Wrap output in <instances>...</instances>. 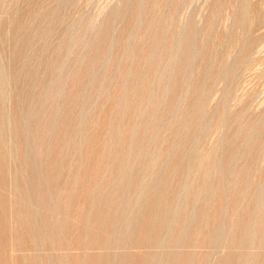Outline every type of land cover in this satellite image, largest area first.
I'll list each match as a JSON object with an SVG mask.
<instances>
[{
	"label": "rangeland",
	"instance_id": "1",
	"mask_svg": "<svg viewBox=\"0 0 264 264\" xmlns=\"http://www.w3.org/2000/svg\"><path fill=\"white\" fill-rule=\"evenodd\" d=\"M261 183L264 0H0V264H264V241L241 238Z\"/></svg>",
	"mask_w": 264,
	"mask_h": 264
},
{
	"label": "bare ground",
	"instance_id": "2",
	"mask_svg": "<svg viewBox=\"0 0 264 264\" xmlns=\"http://www.w3.org/2000/svg\"><path fill=\"white\" fill-rule=\"evenodd\" d=\"M244 18V17H243ZM243 20V19H242ZM192 30V29H191ZM191 33V32H190ZM195 33V32H194ZM193 33V34H194ZM189 38V37H188ZM176 46V45H175ZM177 48V47H176ZM175 50V49H174ZM61 51V50H60ZM176 51V50H175ZM174 55V54H173ZM176 55V54H175ZM51 57V56H50ZM171 58V57H170ZM51 59V58H50ZM168 59V58H167ZM171 60V59H170ZM224 60V59H223ZM173 61V60H172ZM240 61H241V59H240ZM170 62V61H169ZM184 63V62H183ZM61 64V63H60ZM181 64V63H180ZM237 64V63H236ZM167 65V64H166ZM235 66V65H234ZM168 67V66H167ZM171 67H172V65H171ZM233 67V66H232ZM58 68V67H57ZM59 69V68H58ZM226 69V68H225ZM224 68H223V71L225 70ZM54 70H56V68L54 69ZM61 70V69H60ZM155 70V69H154ZM168 70V69H167ZM207 70V69H206ZM227 70V69H226ZM229 70V69H228ZM161 71H163L162 69H161ZM58 73V72H57ZM162 73V72H161ZM172 73V72H171ZM225 73V72H224ZM235 73V72H234ZM167 74V73H166ZM162 75V74H161ZM164 75V74H163ZM169 75H170V73H169ZM212 75V74H211ZM220 75V74H219ZM229 75V74H228ZM227 74H226V76H228ZM232 75H233V73H232ZM235 75V74H234ZM163 77V76H162ZM218 77V76H217ZM224 77V76H223ZM52 78V77H51ZM59 78V77H58ZM233 78V77H232ZM61 79V78H60ZM161 80V79H160ZM160 80H158V81H160ZM50 83V82H49ZM55 83V82H54ZM148 83V82H147ZM152 83H154V82H152ZM56 84V83H55ZM149 84V83H148ZM160 85V84H159ZM56 86H57V84H56ZM153 86V85H152ZM174 86V85H173ZM47 88H48V86H47ZM55 88V87H54ZM157 88V87H156ZM58 89H60V88H58ZM43 90V89H42ZM50 90V89H49ZM163 91V90H162ZM46 92V91H45ZM54 93V92H53ZM56 93H57V91H56ZM60 93V92H59ZM163 93V92H162ZM52 94V93H51ZM46 95V94H45ZM59 96V95H58ZM51 97V96H50ZM61 97V96H60ZM45 98H47L46 96H45ZM53 98V97H52ZM154 98V97H153ZM54 99V98H53ZM158 99V98H157ZM46 100V99H45ZM55 100V99H54ZM47 101V100H46ZM225 107V106H224ZM173 109V108H172ZM200 114V113H199ZM194 115V114H193ZM202 115V114H201ZM193 118V117H192ZM202 118H203V116H202ZM197 119V118H196ZM223 121H225V120H223ZM185 122V121H184ZM197 124V123H196ZM207 125V124H206ZM186 126V125H185ZM188 127V126H187ZM251 129V128H250ZM248 131H250V130H248ZM194 133H195V131H194ZM240 134V133H239ZM90 135V134H89ZM242 135V134H241ZM244 135V134H243ZM186 137V136H185ZM249 138V137H248ZM184 139V138H183ZM244 139V138H243ZM250 139V138H249ZM173 140V139H172ZM246 140V139H245ZM251 140V139H250ZM179 141V140H178ZM177 141V142H178ZM248 141V140H247ZM183 142H184V140H183ZM196 142H198V141H196ZM221 143V142H220ZM92 144V143H91ZM173 144V143H172ZM191 144V143H190ZM261 144V143H260ZM259 144V145H260ZM140 148V147H139ZM258 149V148H257ZM262 150V149H261ZM260 150V151H261ZM137 153V152H136ZM236 153V152H235ZM143 154V153H142ZM216 154V153H215ZM232 154V153H231ZM230 154V155H231ZM256 154V153H255ZM235 155V154H234ZM233 155V156H234ZM193 156V155H192ZM156 157V156H155ZM217 157V156H216ZM219 157V156H218ZM236 157V156H235ZM252 157H253V155H252ZM222 158V157H221ZM251 158V157H250ZM115 159V158H114ZM233 159V158H232ZM156 160V159H155ZM190 160V159H189ZM205 160H206V158H205ZM255 160V159H254ZM89 161V160H88ZM253 161V160H252ZM257 161V160H256ZM148 162V161H147ZM171 162V161H170ZM169 162V163H170ZM176 162V161H175ZM193 162V161H192ZM192 162H191V164H192ZM225 162V161H224ZM154 163V162H153ZM168 163V162H167ZM226 163V162H225ZM257 163V162H256ZM260 163V162H259ZM110 164V163H109ZM138 164V163H137ZM180 164V163H179ZM201 164V163H200ZM238 164V163H237ZM251 164H253V163H251ZM251 164H250V166H251ZM189 165V164H188ZM240 165V164H239ZM243 165V164H242ZM256 165V164H255ZM78 166V165H77ZM161 166V165H160ZM167 166V165H166ZM178 166V165H177ZM218 166V165H217ZM249 166V167H250ZM104 167V166H103ZM174 167H176V165L174 166ZM173 167V168H174ZM179 167V166H178ZM200 167V166H199ZM214 167H215V165H214ZM219 167V166H218ZM239 167V166H238ZM244 167V166H243ZM88 168V167H87ZM98 168V167H97ZM108 168V167H107ZM121 168V167H120ZM161 168V167H160ZM177 168V167H176ZM190 168V167H189ZM211 168H212V166H211ZM240 168V167H239ZM256 168V167H255ZM92 169V168H91ZM117 169V168H116ZM125 169V168H124ZM187 169H188V167H187ZM193 169V168H192ZM249 169V168H248ZM258 169V168H257ZM261 169V171H262V167L260 168ZM111 170V169H110ZM168 170V169H167ZM175 170V169H174ZM191 170V169H190ZM209 170V169H208ZM176 171V170H175ZM187 171V170H186ZM196 171V170H195ZM220 171V170H219ZM179 172V171H178ZM199 172V171H198ZM206 172V171H205ZM213 172H215V171H213ZM212 172V173H213ZM224 172H226V171H224ZM229 172V171H228ZM236 172V171H235ZM237 172H238V170H237ZM240 172V171H239ZM242 172V171H241ZM118 173V172H117ZM207 173V172H206ZM216 173V172H215ZM223 173V172H222ZM231 173V172H230ZM249 173V172H248ZM255 173V172H254ZM257 173V172H256ZM146 174V173H145ZM192 174V173H191ZM229 174V173H228ZM247 174V173H246ZM101 175V174H100ZM104 175V174H103ZM193 175H194V173H193ZM203 175V174H202ZM218 175V174H217ZM165 176V175H164ZM214 176V175H213ZM229 176V175H228ZM103 177V176H102ZM231 177V176H230ZM243 177V176H242ZM82 178V177H81ZM90 178V177H89ZM130 178V177H129ZM174 178V177H173ZM217 178V177H216ZM98 179V178H97ZM123 179V178H122ZM145 179V178H144ZM183 179V178H182ZM220 179H222V178H220ZM225 179V178H224ZM223 179V180H224ZM263 179V178H262ZM115 180V179H114ZM146 180V179H145ZM154 180V179H153ZM250 180V179H249ZM148 181V180H147ZM162 181V180H161ZM164 181H165V179H164ZM233 181V180H232ZM246 181V180H245ZM121 182V181H120ZM154 182V181H153ZM203 182V181H202ZM259 182V181H258ZM111 183V182H110ZM124 183V182H123ZM129 183V182H128ZM166 183V182H165ZM187 183V182H186ZM212 183V182H211ZM229 183H231V182H229ZM244 183V182H243ZM250 183V182H249ZM105 184V183H104ZM107 184V183H106ZM122 184V183H121ZM205 184V183H204ZM215 184V183H214ZM247 184V183H246ZM157 185V184H156ZM166 185V184H165ZM187 185V184H186ZM201 185V184H200ZM236 185V184H235ZM256 185H257V183H256ZM81 186V185H80ZM118 186V185H117ZM130 186V185H129ZM225 186V185H224ZM261 187H264V186H262V183H261V185H260ZM102 187V186H101ZM177 187V186H176ZM186 187V186H185ZM228 187V186H227ZM235 187V186H234ZM251 187V186H250ZM143 188V187H142ZM141 187H140V189H142ZM149 188V187H148ZM199 188V187H198ZM105 189V188H104ZM139 189V188H138ZM250 189V188H249ZM76 190V189H75ZM179 190V189H178ZM201 190V189H200ZM208 190V189H207ZM246 190V189H245ZM244 190V191H245ZM260 190V189H259ZM119 191V190H118ZM145 191V190H144ZM161 191H163V190H161ZM223 191V190H222ZM254 191V190H253ZM252 191V192H253ZM166 192V191H165ZM199 192V191H198ZM210 192V191H209ZM215 192V191H214ZM218 192V191H217ZM233 192H234V189H233ZM263 192V191H262ZM261 192V193H262ZM121 193V192H120ZM123 193V192H122ZM173 193V192H172ZM192 193V192H191ZM207 193V192H206ZM238 193V192H237ZM254 193V192H253ZM256 193H258V192H256ZM260 193V194H261ZM264 193V192H263ZM262 193V194H263ZM128 194V193H127ZM138 194V193H137ZM161 194H163V193H161ZM160 194V195H161ZM208 194V193H207ZM262 194H261V196H262ZM1 195V194H0ZM132 195V194H131ZM176 195H177V193H176ZM176 195L175 196H173V198L172 199H174V201L176 200L175 199V197H176ZM199 195V194H198ZM206 195V194H205ZM211 195V194H210ZM225 195V194H224ZM245 195V194H244ZM250 195V194H249ZM255 194H253L252 196H254ZM259 195V194H258ZM144 196V195H143ZM209 196V195H208ZM226 196V195H225ZM251 196V195H250ZM141 197H142V194H141ZM159 197L160 196H158V197H156V199L154 198V201H153V199H152V201L154 202V204H153V206H155L156 207V209L158 210V207L157 206H160V205H158V204H160V203H157V202H160V199H159ZM179 197H180V195H179ZM206 197V196H205ZM221 197V196H220ZM246 197H247V195H246ZM263 197V196H262ZM138 198V197H137ZM153 198V197H152ZM167 198V196H165V199ZM187 198H188V196H187ZM193 198V197H192ZM227 198V197H226ZM252 198V197H251ZM255 198V197H254ZM257 198H258V196H257ZM256 198V199H257ZM66 199V198H65ZM85 199V198H84ZM145 199V198H144ZM150 199V198H149ZM148 199V200H149ZM161 199H162V197H161ZM209 199H211V197L209 196ZM220 199V198H219ZM261 199V198H260ZM106 200V199H105ZM108 200V199H107ZM167 200V199H166ZM177 200H178V198H177ZM183 200V199H182ZM185 200H186V198H185ZM205 200V199H204ZM207 200V199H206ZM205 200V201H206ZM238 200H239V198H238ZM243 200V199H242ZM255 200V199H254ZM109 201H110V199H109ZM108 201V202H109ZM111 201H113V199L111 200ZM133 201V200H132ZM151 201V200H150ZM179 201V200H178ZM188 201H190V200H188ZM187 201V202H188ZM210 201V200H209ZM208 201V202H209ZM220 201V200H219ZM229 201V200H228ZM166 202V201H165ZM191 202V201H190ZM234 202V201H233ZM237 202V201H236ZM256 202H257V200H256ZM145 203V202H144ZM162 203V202H161ZM174 203H179V202H174ZM173 203V204H174ZM213 203V202H212ZM222 203V202H221ZM240 203V202H239ZM258 203H260V202H258ZM264 203V202H263ZM82 204H84L83 202H82ZM98 204V203H97ZM134 204V203H133ZM168 202H167V206H168ZM180 204V203H179ZM195 204H196V202H195ZM228 203H226V205H227ZM242 204V203H241ZM247 204V203H246ZM256 205H258L257 203H255ZM124 205V204H123ZM127 205V204H126ZM142 205V204H141ZM170 205L172 206V201L170 202ZM197 205V204H196ZM195 205V206H196ZM206 205V204H205ZM205 205H203V207L202 208H204V206ZM225 205V204H224ZM261 205V204H260ZM259 205V206H260ZM108 206V205H107ZM112 206V205H111ZM166 206V205H165ZM170 206V207H171ZM179 205H177L176 206V204H175V208H177ZM181 206V205H180ZM180 206H179V208H180ZM188 206V205H187ZM194 206V205H193ZM209 206V205H208ZM219 206H220V204H219ZM235 206V205H234ZM77 207V206H76ZM140 207V206H139ZM150 207V206H149ZM169 207V208H170ZM206 207V206H205ZM226 207V206H225ZM225 207H224V209H225ZM240 207V206H239ZM256 207V206H255ZM264 207V206H263ZM108 208V207H107ZM166 208V207H165ZM168 208V207H167ZM178 208V209H179ZM184 208V207H183ZM213 208V207H212ZM220 208H222V210L221 211H223V206L222 207H220ZM235 208V207H234ZM251 208V207H250ZM124 209H126V208H124ZM209 209V208H208ZM219 209V208H218ZM227 209V208H226ZM240 209V208H239ZM249 209V208H248ZM258 209V208H257ZM262 209V208H261ZM113 210V209H112ZM116 210H118L117 208H116ZM116 210H114L115 212V214H116ZM123 210V209H122ZM139 210L141 211V209L139 208ZM138 210V211H139ZM145 210V209H144ZM155 210V209H154ZM156 210V211H157ZM165 210V209H164ZM171 210V209H170ZM182 210V209H181ZM203 210V209H202ZM247 210V209H246ZM263 210V209H262ZM88 211V210H87ZM119 211V210H118ZM132 211V210H131ZM137 211V212H138ZM152 211V210H151ZM150 211V212H151ZM175 211H177V210H175ZM180 211V210H179ZM178 211V212H179ZM200 211V210H199ZM203 211H206V212H208L207 210H203ZM237 211H238V209H237ZM100 212V211H99ZM104 212H106V211H104ZM122 212V211H121ZM137 212H136V215H137ZM155 212V211H154ZM160 212V211H159ZM163 212V211H162ZM165 212V211H164ZM168 212V211H167ZM185 212H186V208H185ZM185 212H184V214H185ZM198 212V211H197ZM220 212V211H219ZM227 212V211H226ZM235 212V211H234ZM249 212V211H248ZM251 212H253V211H251ZM51 213H52V211H51ZM127 213V212H126ZM130 213V212H129ZM132 213V212H131ZM130 213V214H131ZM152 213V212H151ZM157 213V212H156ZM171 213L173 214V210H171ZM177 213V212H176ZM176 213H174V215L176 214ZM188 213V212H187ZM192 213H193V211L191 212V216H190V218L192 217ZM199 213V212H198ZM205 213V212H204ZM221 213V212H220ZM219 213V214H220ZM223 213V212H222ZM224 213H225V211H224ZM247 213V212H246ZM255 214L253 215V213H251L252 214V216H251V214H249L250 215V219H249V221L247 222L246 221V224H245V228L244 229H242L243 231H242V235H241V238H245V240L247 239V240H251V241H254L253 242V244L255 243V242H257L258 241V246L259 245H261V244H263V243H260V242H263L264 241V212L263 213H259V214H257L256 213V210H255V212H254ZM76 214V213H75ZM97 214V213H96ZM101 214V213H100ZM115 214H113V215H115ZM120 214V213H119ZM122 214H124V213H122ZM128 215V217L129 216H131V215ZM138 214H140V213H138ZM150 214V213H149ZM163 214V213H162ZM167 214V213H166ZM208 214V213H207ZM58 215V214H57ZM65 215V214H64ZM105 215H107V214H105ZM126 215V216H127ZM134 215V214H133ZM135 215V216H136ZM153 215V214H152ZM151 215V216H152ZM164 216H165V214H163ZM174 215L173 216H169L170 217V219H172V217H174ZM180 215V214H179ZM202 215V214H201ZM204 215V214H203ZM209 215H212V214H209ZM208 215V216H209ZM237 215V214H236ZM83 216V215H82ZM89 216V215H88ZM109 216V215H108ZM120 216V215H119ZM154 216H156V215H154ZM164 216L161 218V216L158 218V219H161L160 220V222H159V224H161L162 222H165V219H164ZM220 216H222V215H220ZM226 216H227V214H226ZM52 217V216H51ZM84 217V216H83ZM93 217V216H92ZM95 217V216H94ZM101 217V216H100ZM102 217H103V215H102ZM106 217V216H105ZM125 217V216H124ZM133 217V216H132ZM143 217V216H142ZM185 217H186V215H185ZM193 217H194V215H193ZM192 217V218H193ZM219 217V216H218ZM242 217H244V216H242ZM242 217H239L240 219L242 218ZM88 218V217H87ZM117 218V217H116ZM135 218V217H134ZM134 218H133V220H134ZM179 218V217H178ZM187 218H189V217H187ZM189 218V219H190ZM201 218H202V216H201ZM208 218H210V217H208ZM230 218V217H229ZM247 218H248V216H247ZM52 219V218H51ZM76 219V218H75ZM113 219V218H112ZM122 220H123V217L121 218ZM128 219H130L131 220V217L130 218H128ZM137 219V218H136ZM145 219V218H144ZM152 219V218H151ZM164 219V220H163ZM174 219V218H173ZM183 219V218H182ZM207 219V218H206ZM205 219V220H206ZM219 219H221V218H219ZM233 219V218H232ZM239 219V220H240ZM57 220V219H56ZM116 220V219H115ZM126 220V219H125ZM130 220L129 221H127V222H130ZM150 220V219H149ZM166 220H168V217H167V219ZM176 220V222H177V218L175 219ZM179 220V219H178ZM202 220V219H201ZM247 220V219H246ZM73 221V220H72ZM118 221H119V218H118ZM146 221V220H145ZM151 221V220H150ZM149 221V222H150ZM155 221V220H154ZM170 221V223H171V220H169ZM173 221V223H174V220H172ZM183 221V220H182ZM184 221H185V219H184ZM184 221H183V223H184ZM187 221V220H186ZM190 221H192L191 219H190ZM196 221V220H195ZM222 221V220H221ZM236 221V220H235ZM95 222V221H94ZM115 222V221H114ZM123 222V221H122ZM122 222H120V223H122ZM126 222V223H127ZM137 222V221H136ZM136 222H134V224L133 225H135V223ZM179 222V221H178ZM177 222V223H178ZM205 222V221H204ZM217 222V221H216ZM220 222V221H219ZM238 222V221H237ZM190 223V222H189ZM194 223V222H193ZM222 223V222H221ZM220 223V224H221ZM235 223V222H234ZM50 224V223H49ZM53 224V223H52ZM83 224V223H82ZM118 224V223H117ZM116 224V225H117ZM169 224V223H168ZM199 224V223H198ZM214 224V223H213ZM233 224V223H232ZM251 224H253V226H251ZM87 225H88V222H87ZM95 225H96V223H95ZM111 225H112V223H111ZM110 225V226H111ZM115 225V224H114ZM122 225V224H121ZM126 226L127 225H129V224H125ZM124 225V226H125ZM130 225H132V223L130 224ZM129 225V226H130ZM138 225H139V223H138ZM175 225H176V223H175ZM182 225H184V224H182ZM182 225H180L181 227H182ZM187 225H189L188 223H187ZM186 225V226H187ZM218 225V224H217ZM224 225V224H223ZM50 226V225H49ZM54 226V225H53ZM58 227H59V225H57ZM97 226V225H96ZM105 226V225H104ZM128 226V227H129ZM140 226V225H139ZM155 226V225H154ZM170 226H172V224L171 225H168V227H170ZM199 226H200V224H199ZM199 226H197V227H199ZM203 226H205V225H203ZM251 226V227H250ZM57 227V228H58ZM116 227V226H115ZM118 227H119V225H118ZM136 227V226H135ZM160 227V226H159ZM184 227V226H183ZM183 227L181 228L182 230H183ZM189 227V226H188ZM214 227V226H213ZM212 227V228H213ZM218 227V226H217ZM230 227V226H229ZM51 228V227H50ZM53 228V227H52ZM102 228V227H101ZM138 228V227H137ZM171 228V227H170ZM178 228V227H177ZM187 228V227H186ZM211 228V229H212ZM241 228V227H240ZM58 229H60V228H58ZM100 229V228H99ZM115 229V228H114ZM124 229V228H123ZM125 229H127V228H125ZM159 229V228H158ZM165 229H166V227H165ZM173 229H174V227H173ZM197 229V228H196ZM214 229V228H213ZM49 230H51V229H49ZM98 230V229H97ZM122 230V229H121ZM135 230V229H134ZM134 230H133V232H134ZM140 230V229H139ZM151 230V229H150ZM168 230V229H167ZM171 230V229H170ZM181 230V231H182ZM184 230H186V229H184ZM184 230H183V233H184ZM198 230V229H197ZM200 230V229H199ZM206 230H208V229H206ZM220 230V229H219ZM223 230V229H222ZM231 230H232V228H231ZM231 230H230V232H231ZM95 231V230H94ZM93 231V232H94ZM126 231V230H125ZM149 231V230H148ZM162 231V230H161ZM164 231V230H163ZM178 231V230H177ZM195 231V230H194ZM233 231V230H232ZM47 232V231H46ZM50 232V231H49ZM102 232V231H101ZM127 232V231H126ZM130 232V231H129ZM159 232H160V230H159ZM167 231H165V233H166ZM169 232V231H168ZM172 232V231H171ZM175 232V231H174ZM201 232H202V230H201ZM211 232H213V231H211ZM224 232V231H223ZM52 233V232H51ZM99 233V232H98ZM178 233V232H177ZM180 233V232H179ZM182 233V234H183ZM198 233H200L199 231H198ZM198 233H196V235L198 234ZM232 233V232H231ZM240 233V232H239ZM44 234V233H43ZM57 234V233H56ZM93 234V233H92ZM97 234V233H96ZM150 234V233H149ZM173 233H171V235H172ZM206 234H207V232H206ZM206 234H205V236H206ZM213 234V233H212ZM214 234H215V232H214ZM213 234V235H214ZM225 234V233H224ZM50 235V234H49ZM70 235V234H69ZM179 235H181V234H179ZM178 235V236H179ZM210 235V234H209ZM219 235V234H218ZM41 236H43V235H41ZM53 236H54V234H53ZM63 236V235H62ZM90 236V235H89ZM97 236V235H96ZM138 236H139V234H138ZM189 236V235H188ZM193 236H194V234H193ZM199 236V235H198ZM204 235H203V237H205ZM212 236V235H211ZM216 236V235H215ZM214 236V237H215ZM240 236V235H239ZM52 237V236H51ZM50 237V238H51ZM150 237V236H149ZM171 237V236H170ZM173 237V236H172ZM209 237V236H208ZM223 237V236H222ZM234 237V236H233ZM44 238V237H43ZM54 238H56V237H54ZM143 239H144V237H142ZM177 238V237H176ZM220 238V237H219ZM98 239V238H97ZM159 239V238H158ZM162 238H160V240H161ZM183 239V238H182ZM197 239V238H196ZM211 239H213L212 237H211ZM210 238L208 239V240H211ZM216 239V238H215ZM38 240V239H37ZM45 240V239H44ZM59 240V239H58ZM92 240V239H91ZM149 240H150V238H149ZM160 240H159V244H161V246H162V243H160ZM217 240H218V238H217ZM225 240H226V238H225ZM245 240H242V241H244L245 242ZM246 240V241H247ZM46 241H47V239H46ZM61 241V240H60ZM94 241V240H93ZM168 241V240H167ZM170 241V240H169ZM172 241V240H171ZM178 241V240H177ZM176 240H175V242H177ZM250 241V242H251ZM68 242V241H67ZM96 242V241H95ZM164 242H166V241H164ZM163 242V243H164ZM210 242H212V240L210 241ZM249 242V244H251ZM86 243V242H85ZM89 243V242H88ZM208 243V242H207ZM206 243V244H207ZM239 243V242H238ZM242 243V242H241ZM260 243V244H259ZM43 244V243H42ZM50 244V243H49ZM59 244V243H58ZM57 244V245H58ZM126 244V243H125ZM158 244V245H159ZM47 245V244H46ZM51 245V244H50ZM92 245V244H91ZM193 245V244H192ZM214 245V244H213ZM237 245V244H236ZM252 245V244H251ZM255 245H256V243H255ZM38 246H39V244H38ZM38 246H37V248H38ZM60 247L62 246V245H59ZM104 246V245H103ZM125 246V245H124ZM138 246V245H137ZM254 246V245H253ZM53 247V246H52ZM52 247L50 248L51 250H53L52 249ZM213 248H214V246H213ZM252 248V247H251ZM251 248H250V250H251ZM257 248V247H256ZM262 248V247H261ZM34 249V248H33ZM44 249V248H43ZM104 249H106V248H104ZM108 249V248H107ZM205 249H206V247H205ZM215 249V248H214ZM217 249V248H216ZM215 249V250H216ZM225 249V248H224ZM235 249V248H234ZM60 250V249H59ZM63 250V249H62ZM124 250V249H123ZM202 250V249H201ZM28 251V250H27ZM38 251V250H37ZM40 251H42V250H40ZM65 251V250H64ZM194 251V250H193ZM236 251V250H235ZM252 251H253V248H252ZM251 251V252H252ZM259 251H260V248H259ZM175 252V251H174ZM207 252V251H206ZM246 252V251H245ZM247 252H248V250H247ZM28 253H29V251H28ZM45 253V252H44ZM78 253V252H77ZM87 253V252H86ZM186 253V252H185ZM209 253V252H208ZM242 253V252H241ZM253 253V252H252ZM30 254V253H29ZM47 254V253H46ZM85 254V253H84ZM153 254V253H152ZM194 254H195V252H194ZM212 254V253H211ZM246 254V253H245ZM248 254V253H247ZM256 254V253H255ZM39 255L41 256V254L39 253ZM48 255V254H47ZM67 255H69V254H67ZM67 255L66 256H64V258L67 260ZM204 255V254H203ZM240 255V254H239ZM34 256V255H33ZM36 256H37V254H36ZM43 256V255H42ZM58 256V255H57ZM174 256V255H173ZM176 256V255H175ZM173 257L172 259H170V262H171V264H194L195 263V261H194V256L191 254V255H184L183 257L182 256H180L179 255V258L176 256V257ZM249 255H243V256H240V258H238V262H237V260H236V263L235 264H255V262H257V261H255V258L253 259V257H252V259H247V257H248ZM22 257V256H21ZM48 257L49 258H47L46 260V262L44 263V264H53V263H58V264H61V261L63 260V258H62V260H61V258L60 257H53L52 255L51 256H49L48 255ZM67 257V258H66ZM80 257V256H79ZM79 257H73L72 259H70L71 260V262H72V264H161L162 262H161V256H160V258H157L158 256H156V254H153L152 256L148 253V254H142V253H136V252H128V251H126V250H124L123 252H120L119 254H110V253H96V254H94V253H91V254H88V255H85L83 258H79ZM166 257H168V256H166ZM165 257V258H166ZM203 257V256H202ZM212 257V256H211ZM233 257V256H232ZM250 257V256H249ZM32 258V257H31ZM41 258V257H40ZM196 258H197V256H196ZM195 258V260H196V263L195 264H201V262H202V260L205 258H200L199 259V261H197V259ZM44 259V258H43ZM230 259V258H229ZM21 260H22V258H21ZM32 260V259H31ZM169 259H166L165 261L167 262ZM210 260V259H209ZM208 260V261H209ZM220 260V259H219ZM259 260V259H258ZM262 260H263V258H262ZM22 261H24V260H22ZM30 261V260H29ZM69 261V260H68ZM205 261V260H204ZM203 261V262H204ZM216 261H218L217 260V258H216ZM255 261V262H254ZM31 262H33V261H31ZM169 262V261H168ZM194 262V263H193ZM212 262V261H211ZM210 262V263H211ZM263 262H264V260H263ZM165 263V262H164ZM209 263V262H208ZM260 263H262V261L260 262ZM259 263V264H260ZM23 264H25V263H23ZM43 264V263H42ZM170 264V263H169ZM221 264V263H220ZM222 264H231V262H229V260H228V257H227V260L226 261H224ZM257 264V263H256ZM263 264V263H262Z\"/></svg>",
	"mask_w": 264,
	"mask_h": 264
}]
</instances>
